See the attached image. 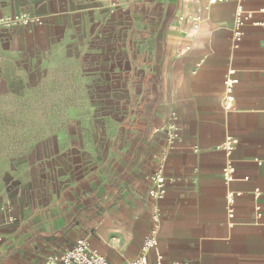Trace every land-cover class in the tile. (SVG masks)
<instances>
[{
  "label": "crops",
  "instance_id": "crops-1",
  "mask_svg": "<svg viewBox=\"0 0 264 264\" xmlns=\"http://www.w3.org/2000/svg\"><path fill=\"white\" fill-rule=\"evenodd\" d=\"M241 4L264 22V0ZM235 7L0 0V264H43L80 238L122 264L155 226L164 262L264 264V27L234 41ZM94 57L98 71L80 75L84 88L93 79L90 117L73 119L70 93L57 111V74ZM158 171L165 193L153 198Z\"/></svg>",
  "mask_w": 264,
  "mask_h": 264
},
{
  "label": "built area",
  "instance_id": "built-area-1",
  "mask_svg": "<svg viewBox=\"0 0 264 264\" xmlns=\"http://www.w3.org/2000/svg\"><path fill=\"white\" fill-rule=\"evenodd\" d=\"M185 1H199V0H185ZM210 4L223 3L228 0H208ZM235 20L232 27V36L234 41H239L243 35V28L247 24L253 26L264 27V22L254 20L253 12L245 11L241 4V0H235ZM7 19L0 15V26L6 24ZM238 84V78L236 77V72L233 69H229L224 78V98H223V109L228 112L231 110L232 105L235 100L234 87ZM238 140L233 138H226L224 142V149L227 152L234 150ZM258 165H262V161H256ZM233 170L231 168H226L223 170V180L225 182H231L235 180L232 176ZM149 181L153 184V188L148 191V195L153 198H159L165 193V178L158 171L149 177ZM240 194H236L229 191L225 195L226 199V216L227 220L232 224V220L235 217V204L237 197ZM255 197L259 195V192L254 193ZM257 217L260 216L258 207L256 208ZM155 223H158V218H154ZM157 226L152 229L149 237H147L141 244L139 255L127 262L122 264H193L191 262H164L162 256L157 251V239L155 236ZM1 240V238H0ZM153 252L154 259H149V254ZM43 264H111L105 260L102 256L96 254L92 251L88 241L86 239L80 238L75 241L73 246L69 249L64 250L58 254H51L45 257Z\"/></svg>",
  "mask_w": 264,
  "mask_h": 264
},
{
  "label": "rangeland",
  "instance_id": "rangeland-1",
  "mask_svg": "<svg viewBox=\"0 0 264 264\" xmlns=\"http://www.w3.org/2000/svg\"><path fill=\"white\" fill-rule=\"evenodd\" d=\"M106 57L103 58L104 61H106ZM79 62V58L77 60ZM73 61V67L71 68L70 76L67 74V71L64 72L61 70L59 74H57L56 77V90H57V96H56V105H57V111H62L64 108V104H66L65 108L67 109V94H71L70 102L72 106V118H88L89 116V110L90 106L88 103L94 102L93 94L90 93V87L93 85V79L88 80L87 86L84 88L85 84L81 83L80 81V75L82 74L81 71H85L89 75L95 74L99 67L96 61V58H89V61L87 64L78 65L77 63ZM70 77V78H69ZM108 86V84H105ZM109 90V88L105 87V91ZM65 96V97H64ZM63 117V115L57 114V119ZM64 119L67 118V115L63 117ZM64 124H62L63 126Z\"/></svg>",
  "mask_w": 264,
  "mask_h": 264
}]
</instances>
